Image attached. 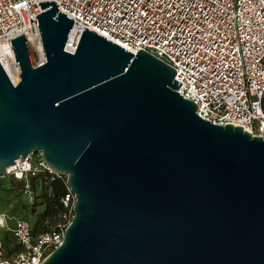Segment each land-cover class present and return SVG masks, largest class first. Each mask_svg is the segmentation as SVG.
I'll return each instance as SVG.
<instances>
[{"label": "water", "instance_id": "obj_1", "mask_svg": "<svg viewBox=\"0 0 264 264\" xmlns=\"http://www.w3.org/2000/svg\"><path fill=\"white\" fill-rule=\"evenodd\" d=\"M36 16L46 62L11 41L0 66V179L41 151L75 196L63 243L42 264H264V133L217 126L169 66L84 29L54 2Z\"/></svg>", "mask_w": 264, "mask_h": 264}, {"label": "built area", "instance_id": "obj_2", "mask_svg": "<svg viewBox=\"0 0 264 264\" xmlns=\"http://www.w3.org/2000/svg\"><path fill=\"white\" fill-rule=\"evenodd\" d=\"M54 2L73 20L64 51L74 54L84 29L136 55L144 51L176 72L177 93L213 125L264 133V0H0V66L13 86L20 81L11 41L24 35L35 68L46 62L36 16L38 3ZM32 194L39 176H54L41 151L6 170ZM62 213L54 227L34 235L23 220L12 230L19 251L0 264H42L64 240L75 196L64 183Z\"/></svg>", "mask_w": 264, "mask_h": 264}, {"label": "rangeland", "instance_id": "obj_3", "mask_svg": "<svg viewBox=\"0 0 264 264\" xmlns=\"http://www.w3.org/2000/svg\"><path fill=\"white\" fill-rule=\"evenodd\" d=\"M62 179L65 183L66 178ZM22 188V182L15 181L9 176L0 179V220H2L0 242L4 246L5 258H11L19 251L12 233L16 221L28 222L33 228L34 235H38L50 231L60 218L59 214L52 213L43 217L48 210L47 199L53 193L47 191L45 194L38 180L33 182L31 196L23 194Z\"/></svg>", "mask_w": 264, "mask_h": 264}, {"label": "trees", "instance_id": "obj_4", "mask_svg": "<svg viewBox=\"0 0 264 264\" xmlns=\"http://www.w3.org/2000/svg\"><path fill=\"white\" fill-rule=\"evenodd\" d=\"M36 180H38L39 184L43 187L45 194L47 193V191L53 193V195L47 199L46 205L48 207V210H46V213L43 215V217L49 215L50 213L59 214L60 217V214L63 211L60 204V199L65 192L63 179L58 177H50V179L48 178L46 180L45 176H39L38 178H35L33 182ZM45 232H41V233H45Z\"/></svg>", "mask_w": 264, "mask_h": 264}, {"label": "bare ground", "instance_id": "obj_5", "mask_svg": "<svg viewBox=\"0 0 264 264\" xmlns=\"http://www.w3.org/2000/svg\"><path fill=\"white\" fill-rule=\"evenodd\" d=\"M2 220H0V224H1Z\"/></svg>", "mask_w": 264, "mask_h": 264}, {"label": "crops", "instance_id": "obj_6", "mask_svg": "<svg viewBox=\"0 0 264 264\" xmlns=\"http://www.w3.org/2000/svg\"><path fill=\"white\" fill-rule=\"evenodd\" d=\"M5 178V177H4ZM3 182H5V181H3ZM9 183V182H8ZM5 184V183H4Z\"/></svg>", "mask_w": 264, "mask_h": 264}]
</instances>
